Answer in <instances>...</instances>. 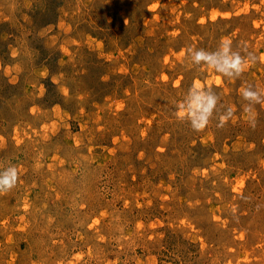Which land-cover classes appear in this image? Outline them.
Returning <instances> with one entry per match:
<instances>
[{"label": "rangeland", "instance_id": "1", "mask_svg": "<svg viewBox=\"0 0 264 264\" xmlns=\"http://www.w3.org/2000/svg\"><path fill=\"white\" fill-rule=\"evenodd\" d=\"M223 39L255 58L237 79L186 53ZM194 83L219 96L201 132L177 115ZM249 85L264 0H0V264H264Z\"/></svg>", "mask_w": 264, "mask_h": 264}, {"label": "clouds", "instance_id": "2", "mask_svg": "<svg viewBox=\"0 0 264 264\" xmlns=\"http://www.w3.org/2000/svg\"><path fill=\"white\" fill-rule=\"evenodd\" d=\"M191 65L203 68L219 74L222 78L237 79L254 62L251 53L247 56L234 51L231 41L223 39L216 50L207 51L202 48L190 47L186 50ZM243 100L247 101L246 111L251 113L253 105L264 103V92L254 89L251 85L240 90ZM219 96L210 88L204 89L200 83H194L184 95L177 107V115L180 119L187 121L195 132L203 131L211 122L214 112L217 110ZM233 116V110L227 109L220 117V124L228 121ZM249 123L254 126L255 120L250 116ZM19 172L16 166L10 165L0 170V195L6 194L17 186Z\"/></svg>", "mask_w": 264, "mask_h": 264}]
</instances>
